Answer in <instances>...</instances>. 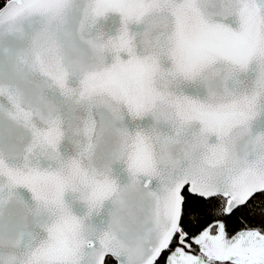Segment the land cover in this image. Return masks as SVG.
<instances>
[{
	"label": "snow or ice",
	"instance_id": "6c2138e0",
	"mask_svg": "<svg viewBox=\"0 0 264 264\" xmlns=\"http://www.w3.org/2000/svg\"><path fill=\"white\" fill-rule=\"evenodd\" d=\"M0 264H264V0H0Z\"/></svg>",
	"mask_w": 264,
	"mask_h": 264
}]
</instances>
